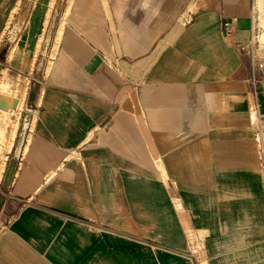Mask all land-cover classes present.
Segmentation results:
<instances>
[{
    "label": "crops",
    "instance_id": "0c3cea01",
    "mask_svg": "<svg viewBox=\"0 0 264 264\" xmlns=\"http://www.w3.org/2000/svg\"><path fill=\"white\" fill-rule=\"evenodd\" d=\"M50 2L0 0V264H264L255 0Z\"/></svg>",
    "mask_w": 264,
    "mask_h": 264
},
{
    "label": "rangeland",
    "instance_id": "374dc122",
    "mask_svg": "<svg viewBox=\"0 0 264 264\" xmlns=\"http://www.w3.org/2000/svg\"><path fill=\"white\" fill-rule=\"evenodd\" d=\"M54 1L55 0H51L50 5L48 6V10L46 11V15L43 21L44 28H46L48 25L50 13L54 7H55V12H56V8L58 9V7H62L63 9L65 8L64 10L67 11L68 6L71 2V0H62V1L59 0L58 4L54 5ZM255 9H256L255 18H256V29H257L256 38L260 44V48L262 52L264 53V0H255ZM59 24L60 23H53V28L50 36V40L52 41L55 40L58 35V32L57 34L55 33V29H57V25ZM51 50L52 48H50V46L41 48V52L42 54H44V57H42V66L45 65L46 61L49 59V56L53 55V51ZM4 80L2 79L0 80V87H3V89L0 88V96L8 100L9 98H15L16 104L14 107H9L7 110L0 109V178L2 176V171L4 168L7 153L11 149L12 140L18 128L19 111L22 108V102H23V98L18 99L14 96L8 95L5 91H1V90H5L6 87H8L7 80H5V82ZM21 89L23 88L21 87L20 90Z\"/></svg>",
    "mask_w": 264,
    "mask_h": 264
},
{
    "label": "built area",
    "instance_id": "2783aa9c",
    "mask_svg": "<svg viewBox=\"0 0 264 264\" xmlns=\"http://www.w3.org/2000/svg\"><path fill=\"white\" fill-rule=\"evenodd\" d=\"M234 20H224L222 30L226 37L233 33ZM256 18L254 14L253 26L251 29V38L246 47L249 52L250 59L259 69L264 68V53L260 48V44L256 38ZM245 48V47H243ZM255 124H254V138L258 146V159L260 168L263 174L264 187V89L254 104ZM201 238L194 237L192 234L188 235V249L192 253H198L202 249Z\"/></svg>",
    "mask_w": 264,
    "mask_h": 264
},
{
    "label": "water",
    "instance_id": "95a60500",
    "mask_svg": "<svg viewBox=\"0 0 264 264\" xmlns=\"http://www.w3.org/2000/svg\"><path fill=\"white\" fill-rule=\"evenodd\" d=\"M0 71H1V64H0ZM15 104H16L15 98H9L8 100L0 96V109L1 110H7L9 107H14Z\"/></svg>",
    "mask_w": 264,
    "mask_h": 264
}]
</instances>
